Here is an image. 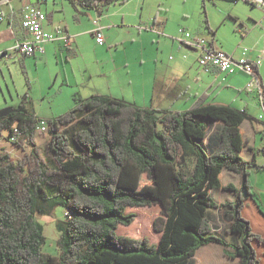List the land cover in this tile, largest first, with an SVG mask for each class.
<instances>
[{"label": "trees", "instance_id": "1", "mask_svg": "<svg viewBox=\"0 0 264 264\" xmlns=\"http://www.w3.org/2000/svg\"><path fill=\"white\" fill-rule=\"evenodd\" d=\"M69 1L91 8L98 0ZM206 101L203 92L184 111H160L105 95L80 100L47 120L49 156L37 140L40 117L13 107L0 133L13 135L17 127L15 144L23 154L14 159L0 151V264H189L212 242L231 246L225 252L239 258L236 264H258L252 240L264 245V236L241 211L246 196L255 199L251 169L264 164L241 154L247 141L240 126L248 114ZM213 121L222 126L206 143ZM225 168L241 173L243 184L224 185L237 197L218 203L210 190L222 187ZM56 206L67 212L57 223L58 256L43 250L46 237L37 220ZM147 206L158 214L150 229L134 232L138 215L131 208ZM213 208H225L228 232L240 242L212 232ZM151 230L158 242L148 237Z\"/></svg>", "mask_w": 264, "mask_h": 264}, {"label": "crops", "instance_id": "2", "mask_svg": "<svg viewBox=\"0 0 264 264\" xmlns=\"http://www.w3.org/2000/svg\"><path fill=\"white\" fill-rule=\"evenodd\" d=\"M106 1L98 0L97 5L87 8L69 0H0L4 16L0 21V54L5 51L12 54L7 58L0 56V73L10 92V99L5 94L0 97V110L11 106L25 111H70L80 100L105 95L142 108L184 111L199 94L206 92L207 104H229L248 114L240 126L247 141L241 154L246 160L255 157L257 164L263 165L264 151L255 153L252 148H264V121L259 118L264 105L257 90L246 89L249 74L220 71L216 67L204 71L198 62L202 48L188 47L179 37L184 29L193 37L205 39L209 49L234 53L236 58H241L242 48L248 47L247 58L258 66L264 85V59H260L264 56V8L243 0H116L108 4ZM26 3H36L47 16L46 30L53 33L62 30L70 44L60 36L44 42L43 54L24 56L15 52L16 42L29 38L22 27ZM198 7H202L207 22L195 32L192 15ZM211 9L218 10V14L213 16ZM95 20L104 33L103 44L96 40ZM225 27L229 30L222 33ZM16 58H22L20 68L31 81L28 80L25 95L20 94L16 85L15 91L12 90L5 77V67L13 77L8 60ZM40 74L53 76L56 90L42 94L36 105L35 83L42 80ZM64 87L65 96L59 94ZM24 96L29 97V105ZM221 126L220 121L211 122L206 143L211 135L218 134ZM219 177L222 187L210 190L213 197L218 203L234 201L236 192L223 186L232 183L241 188L243 175L225 168ZM251 182L255 199L246 196L241 212L254 231L264 236V167L251 169ZM225 211V208L208 210L212 232L229 243H238L241 238L228 232L230 218ZM263 248L257 250L264 251ZM225 250L233 248L216 242L205 244L193 256L195 264L239 262V258L228 256ZM261 260L264 264V257Z\"/></svg>", "mask_w": 264, "mask_h": 264}, {"label": "built area", "instance_id": "3", "mask_svg": "<svg viewBox=\"0 0 264 264\" xmlns=\"http://www.w3.org/2000/svg\"><path fill=\"white\" fill-rule=\"evenodd\" d=\"M8 1V0H6ZM249 2H255L260 4L263 8L264 5L260 1L256 0H243ZM46 14L36 3H26L23 6L22 11V27L29 35V38L25 40H18L13 47L15 52L21 53L24 56H33L36 54L45 53V48L43 46L46 41H53L58 39L60 36L65 38L66 44L69 45V37L65 35L62 30L55 33L49 32L44 27V21L46 20ZM4 16L0 12V21L3 20ZM94 24L97 26L95 30V36L98 43H104V33L99 26V21L95 20ZM180 41H183L188 47H198L202 48V54L199 57V65L206 72H210L213 67L218 68L220 71L233 72L239 70L249 74L250 80L246 85L248 91L257 90L264 105V85L262 82L261 75L258 70V66L253 60L247 58L249 52L248 47L242 48L243 56L241 58H236L234 53H228L223 51H215L209 49L205 46V39L200 37H193L189 31L181 29V35L179 37ZM10 52H3L0 54L1 57H11ZM264 59V56L260 57ZM264 108V107H263ZM259 118L264 121V111L260 114ZM3 119L0 118V124ZM48 121L46 119L40 118L37 124L38 132H46L48 130ZM18 128L14 127L13 135L10 134L8 130H3L0 133V138L6 139L10 143H16Z\"/></svg>", "mask_w": 264, "mask_h": 264}, {"label": "rangeland", "instance_id": "4", "mask_svg": "<svg viewBox=\"0 0 264 264\" xmlns=\"http://www.w3.org/2000/svg\"><path fill=\"white\" fill-rule=\"evenodd\" d=\"M189 8H190V11L193 10V6L191 4ZM210 12L213 16L218 14V10L216 9L214 10L211 9ZM192 18L195 24V32H198V29L200 28V26H202L203 28L205 27L204 25H206V21H205L204 14H202V7L195 8V12H193ZM228 30L229 29L225 27L223 28L222 33H225V31L227 32ZM204 34L205 36H208L207 33L204 32ZM8 62L10 64L13 77L10 76L9 70L5 67L4 71H5V77L7 81L10 83L12 90L15 91L14 85H16L20 94L25 95V90L27 87L28 80L30 83L31 81H30V77H28V80H27L26 78L27 76H25V73L23 74L20 68V63L22 62V58L10 59L8 60ZM40 75H41L40 77L42 78V80L35 83V97L37 99V101H35L36 105H38L39 101H41L40 97L42 94H48V92H52L53 90H56V87L52 85L53 76H49L48 74H45V75L40 74ZM63 89L64 90H61L59 94L60 95L63 94V96H65L67 89L66 87H64ZM3 94H5L8 99H10V92L8 90L6 80L4 79L3 75H1L0 73V97L1 98H3ZM24 99H26L25 101L26 104L29 105V97L24 96ZM28 112L35 113L36 115H39L40 117L47 118L48 120V119H53L60 115L66 114L69 111H28ZM260 125L262 124L260 123ZM37 140H38L39 145L42 148V151L46 155L49 156L50 153L47 148L48 135L43 134V132H38ZM0 151H9L14 159L20 158L23 154V149L21 147L17 146L15 143L11 144L6 139H3V138H0ZM131 211L137 213L138 215L135 227L130 226L132 229H134V232L137 230V228H140V226L142 227V229H145V230L150 229V223H152L153 219L158 214L154 206L131 208ZM66 216H67V212L62 206H56L47 215L37 216V220L40 226L42 227L44 231V235L46 237L45 243L43 244V250L51 255H54V256L59 255V249L57 247V240L59 238L60 232L57 229V223L60 219H64ZM121 227L124 230H130V229H127L128 226L121 225ZM130 235L133 236L131 233ZM148 237L153 243L158 242L159 240V234L157 232H154L153 230H151V233L148 235ZM252 245L259 259L258 264H262L261 259L264 257V251H261L259 249L257 250V248L264 247L263 244L259 243L256 239H253ZM229 247L231 248V246ZM194 259L195 257L191 258L189 261V264H195Z\"/></svg>", "mask_w": 264, "mask_h": 264}, {"label": "water", "instance_id": "5", "mask_svg": "<svg viewBox=\"0 0 264 264\" xmlns=\"http://www.w3.org/2000/svg\"><path fill=\"white\" fill-rule=\"evenodd\" d=\"M256 1H260L264 5V0H256ZM12 111H13V107H11V106H8V107L1 109L0 110V118L7 116Z\"/></svg>", "mask_w": 264, "mask_h": 264}]
</instances>
